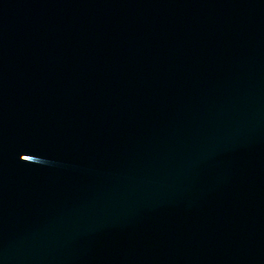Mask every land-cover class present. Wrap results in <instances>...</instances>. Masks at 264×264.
I'll use <instances>...</instances> for the list:
<instances>
[{
    "label": "water",
    "instance_id": "1",
    "mask_svg": "<svg viewBox=\"0 0 264 264\" xmlns=\"http://www.w3.org/2000/svg\"><path fill=\"white\" fill-rule=\"evenodd\" d=\"M0 264H264V0H0Z\"/></svg>",
    "mask_w": 264,
    "mask_h": 264
}]
</instances>
